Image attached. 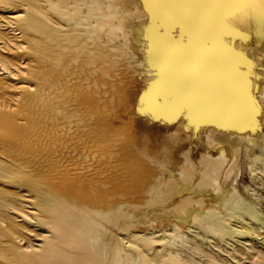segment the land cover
Instances as JSON below:
<instances>
[{
  "label": "rangeland",
  "instance_id": "rangeland-1",
  "mask_svg": "<svg viewBox=\"0 0 264 264\" xmlns=\"http://www.w3.org/2000/svg\"><path fill=\"white\" fill-rule=\"evenodd\" d=\"M26 1L0 0V264H94L98 254L96 264H264V134L242 136L240 183L227 204L257 214L244 213L247 229L231 225L236 217L213 221L203 212L180 221L179 179L159 166H182L179 82L157 55L179 54L181 22L143 8L128 16L109 0L100 8L55 0L82 20L77 32L101 23V35L69 31L43 8L47 31L21 41L6 26L9 16L33 9ZM128 25L143 44L122 36ZM209 26L194 32L200 45L211 43ZM108 207L114 213H96Z\"/></svg>",
  "mask_w": 264,
  "mask_h": 264
},
{
  "label": "bare ground",
  "instance_id": "bare-ground-1",
  "mask_svg": "<svg viewBox=\"0 0 264 264\" xmlns=\"http://www.w3.org/2000/svg\"><path fill=\"white\" fill-rule=\"evenodd\" d=\"M103 1L91 0L92 5L96 8H100ZM109 1L114 5L116 11L123 12L128 16L135 15L138 9L143 8L151 12L154 17L166 22H181L183 47L179 54L167 52L163 48L157 52L161 61L166 64L168 62L173 64L170 68L179 82L177 88L180 92L183 132L181 141L182 166L180 172L168 164H160L159 166L165 167L163 170L166 176L179 179L177 183L184 202V211L180 221L190 218L191 213L203 212L209 215L213 221H217L218 217H221L232 222V219L236 217L235 222L231 225L239 229L249 228L247 220L252 218L256 220L257 214L241 206L239 201H234L235 208L228 207L227 204L231 202L230 198L238 190V183H240H237V178L241 173L238 155L242 136L249 134L250 139L255 141L256 138H262L264 134V4L260 0H252L251 3L247 4H218L213 0H189V2H185V0ZM63 2L66 6L71 3L69 0ZM21 4L19 7L22 6ZM30 4L34 6L33 9L24 10L26 6L24 4L23 13L13 14L7 20L8 25L6 27L12 29V37L14 36L17 40L24 41L23 39L27 35L39 33L38 36H40V32L44 34L47 31L45 29L47 27L42 25V21L47 22L49 14L45 16V20L43 15L46 14H42L43 8H45L44 13H47L46 9H49L54 14H60L62 18L68 21V30L76 31L80 36L95 40L102 33L101 23L89 24L82 31L77 32V27L81 26L82 20L72 19L67 11H61L59 3L57 4L55 0H31L30 3L29 1L27 3L28 8H30ZM89 18L85 16V20H89ZM209 23L212 40L210 44L203 46L195 37L196 30L198 27H205ZM48 26L53 27L50 24ZM53 28L58 34L55 27ZM51 32L46 34L55 35ZM121 33L131 46L143 44L132 26L129 27L128 25V28L121 30ZM41 37L44 39L45 36ZM52 40L53 38L47 39L51 42ZM188 41L194 46V49H189ZM209 52L210 54H208ZM0 69H4L3 66L0 65ZM166 81H163V84L169 82ZM161 83L160 86H163ZM168 86L166 87L169 88ZM170 90L167 89V91ZM161 92L164 93V90ZM260 132L262 133L260 134ZM249 171L253 178L259 174L252 169ZM93 181L96 187L103 185L102 183L111 185L108 181ZM112 200L113 198H111ZM109 207L111 209L112 206ZM109 207L103 211H96V213L111 214L113 208L110 210ZM244 213H248L251 218L246 220ZM258 225L256 224V226ZM259 227L256 228L259 229ZM164 237L166 238V236ZM126 244L129 247L128 243ZM123 245L122 247H125ZM104 253H106L105 250ZM111 253L114 256L121 254L117 251ZM135 253L137 254V252ZM95 256L94 261L96 262L99 254ZM95 262L94 264H96ZM133 262L132 264H138L136 263L138 261ZM76 264H85V261H77Z\"/></svg>",
  "mask_w": 264,
  "mask_h": 264
},
{
  "label": "snow or ice",
  "instance_id": "snow-or-ice-1",
  "mask_svg": "<svg viewBox=\"0 0 264 264\" xmlns=\"http://www.w3.org/2000/svg\"><path fill=\"white\" fill-rule=\"evenodd\" d=\"M185 2H189V0H185ZM213 2L218 4H247L251 3L252 0H213ZM262 4H264V0H260Z\"/></svg>",
  "mask_w": 264,
  "mask_h": 264
}]
</instances>
